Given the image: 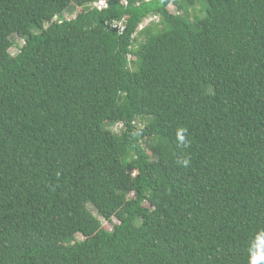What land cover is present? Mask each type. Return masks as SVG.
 I'll use <instances>...</instances> for the list:
<instances>
[{
  "label": "trees",
  "instance_id": "16d2710c",
  "mask_svg": "<svg viewBox=\"0 0 264 264\" xmlns=\"http://www.w3.org/2000/svg\"><path fill=\"white\" fill-rule=\"evenodd\" d=\"M94 1L0 0V264H249L264 0Z\"/></svg>",
  "mask_w": 264,
  "mask_h": 264
},
{
  "label": "clouds",
  "instance_id": "9594fccd",
  "mask_svg": "<svg viewBox=\"0 0 264 264\" xmlns=\"http://www.w3.org/2000/svg\"><path fill=\"white\" fill-rule=\"evenodd\" d=\"M123 1V0H122ZM146 1H149V0H146ZM169 9V8H168ZM170 11V10H169ZM171 12V11H170ZM176 12V11H175ZM175 12H171V13H175ZM153 16H156L153 17ZM152 18L151 20L149 21H153L155 19H158V16L157 15H150L148 16L147 18L145 19H148V18ZM145 19L143 21H145ZM145 23H147V20L145 21ZM140 25H143V24H140ZM139 25V26H140ZM138 26V30H140L141 28H139ZM144 27V26H143ZM142 27V28H143ZM184 130L181 129L180 131L177 132V138H178V141L180 143H184L185 142V137L181 134ZM183 165H187L189 163V160L185 159L181 162ZM103 217H99L98 219L100 220V222L102 223L101 219ZM108 225H103L102 223V226L106 229V230H112L113 226L115 224H118V220L115 218V217H111V220L108 219ZM261 262H264V229H261L255 236V239L253 241V244H252V250H250V256H249V264H261Z\"/></svg>",
  "mask_w": 264,
  "mask_h": 264
},
{
  "label": "rangeland",
  "instance_id": "374dc122",
  "mask_svg": "<svg viewBox=\"0 0 264 264\" xmlns=\"http://www.w3.org/2000/svg\"><path fill=\"white\" fill-rule=\"evenodd\" d=\"M83 8H80V7H77V6H75V5H70L69 7H68V9L64 12V17L65 18H73V17H75L78 13H79V11H81ZM174 12H175V10H173ZM204 15V10H203V4L202 3H199V2H197L195 5H194V7H192L191 9H190V21H193L194 19H197V18H200V17H202ZM157 21H158V19H155V20H153V21H147V23H145V21H143L141 24H143V26L145 27L146 25L148 26V25H152V26H154V24H157ZM159 25V24H158ZM11 40L13 41V42H16L17 44H19V45H21L22 43H23V40L22 39H20V37L19 36H17L16 34H14V35H12L11 36ZM142 40L143 41H145L146 40V36L145 37H143L142 36ZM10 51L11 52H13V53H15V52H17V50H15L14 49V47H12L11 49H10ZM100 216H98V218H99ZM109 220H111V218L109 219ZM101 221H102V223H103V225H108V219L107 218H105V217H103L102 219H101ZM77 239L78 240H81L82 239V237L81 236H77Z\"/></svg>",
  "mask_w": 264,
  "mask_h": 264
},
{
  "label": "built area",
  "instance_id": "2783aa9c",
  "mask_svg": "<svg viewBox=\"0 0 264 264\" xmlns=\"http://www.w3.org/2000/svg\"><path fill=\"white\" fill-rule=\"evenodd\" d=\"M174 1L175 0H170V3H169V5H168V8H169V10L171 11V12H174L173 10H175V7H174ZM123 3H126V0H123L122 1ZM107 6V4H106V2L103 0V3L101 2V0H97V1H94L93 3H92V7H95V8H97V9H102V8H104V7H106ZM153 17H155L156 18V16H153ZM153 17L152 18H148V19H145V21L147 20V21H149V20H151V19H153ZM143 27V25H140L139 26V28H142Z\"/></svg>",
  "mask_w": 264,
  "mask_h": 264
},
{
  "label": "snow or ice",
  "instance_id": "6c2138e0",
  "mask_svg": "<svg viewBox=\"0 0 264 264\" xmlns=\"http://www.w3.org/2000/svg\"><path fill=\"white\" fill-rule=\"evenodd\" d=\"M101 2L103 3V0H101Z\"/></svg>",
  "mask_w": 264,
  "mask_h": 264
}]
</instances>
